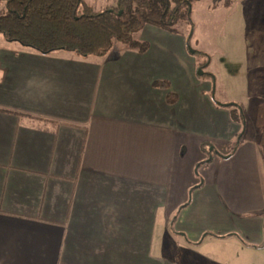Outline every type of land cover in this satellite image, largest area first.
<instances>
[{
    "label": "crops",
    "instance_id": "crops-1",
    "mask_svg": "<svg viewBox=\"0 0 264 264\" xmlns=\"http://www.w3.org/2000/svg\"><path fill=\"white\" fill-rule=\"evenodd\" d=\"M139 39L103 55L0 39V264H198L202 246L261 243L258 137L226 157L242 125L185 36Z\"/></svg>",
    "mask_w": 264,
    "mask_h": 264
},
{
    "label": "trees",
    "instance_id": "trees-1",
    "mask_svg": "<svg viewBox=\"0 0 264 264\" xmlns=\"http://www.w3.org/2000/svg\"><path fill=\"white\" fill-rule=\"evenodd\" d=\"M4 1L0 32L7 39L41 52L64 48L83 55H103L115 42L144 52L148 42L140 40L137 34L145 24L179 32L178 22H192L190 13L194 0H103L105 4L99 9L88 0ZM188 51L199 52L190 48ZM153 85L168 88V81L156 80ZM211 96L217 106L228 108L231 119L242 125L236 137L227 144L230 148L227 157L237 149L245 131L244 110L238 102H220ZM175 98L174 93H167L168 102ZM254 123L260 129L258 147L264 163V99L257 103ZM208 154L211 155V151Z\"/></svg>",
    "mask_w": 264,
    "mask_h": 264
},
{
    "label": "rangeland",
    "instance_id": "rangeland-1",
    "mask_svg": "<svg viewBox=\"0 0 264 264\" xmlns=\"http://www.w3.org/2000/svg\"><path fill=\"white\" fill-rule=\"evenodd\" d=\"M88 1L96 9L105 4ZM4 10L5 1L0 0V14ZM190 17L192 22H178L176 33L185 36L188 49L199 51L191 53L197 77L210 80L217 101L238 102L245 114L244 137H259L254 118L257 103L264 99V0H194ZM223 147L227 145L210 142L207 150ZM260 241L246 247L202 246L191 257L198 264H264V227Z\"/></svg>",
    "mask_w": 264,
    "mask_h": 264
},
{
    "label": "water",
    "instance_id": "water-1",
    "mask_svg": "<svg viewBox=\"0 0 264 264\" xmlns=\"http://www.w3.org/2000/svg\"><path fill=\"white\" fill-rule=\"evenodd\" d=\"M198 72H200V70Z\"/></svg>",
    "mask_w": 264,
    "mask_h": 264
}]
</instances>
